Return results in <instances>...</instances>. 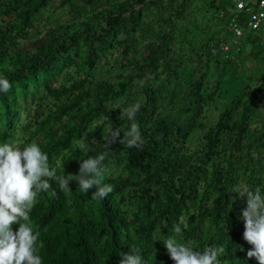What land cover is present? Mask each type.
Returning <instances> with one entry per match:
<instances>
[{"label":"trees","instance_id":"1","mask_svg":"<svg viewBox=\"0 0 264 264\" xmlns=\"http://www.w3.org/2000/svg\"><path fill=\"white\" fill-rule=\"evenodd\" d=\"M194 1L0 0V75L12 85L0 92V145L35 142L58 175L107 152L102 183L114 189L92 199L95 188L85 195L72 181L64 192L50 181L36 194L28 214L42 264H119L133 249L147 264H175L162 240L181 216V243L222 246L217 264H258L244 251L247 199L229 191L264 194V75L207 122L217 100L211 65L239 63L212 54V36L189 54L190 30L177 21ZM137 103L145 142L127 148L119 140L131 121L118 117ZM110 128L121 134L106 148ZM81 140L88 151L73 143Z\"/></svg>","mask_w":264,"mask_h":264},{"label":"clouds","instance_id":"2","mask_svg":"<svg viewBox=\"0 0 264 264\" xmlns=\"http://www.w3.org/2000/svg\"><path fill=\"white\" fill-rule=\"evenodd\" d=\"M143 84V81H141ZM12 85L7 77L0 75V92L7 93ZM140 105L133 104L122 108L118 119L127 118L131 121L129 128L123 132L119 142L127 148L142 147L144 139L137 123L136 115ZM121 129L110 128L106 138V148L117 142ZM78 143L81 151H88L84 141ZM108 153L88 156L80 160L77 174L58 175L55 167L49 164V157L35 143L17 148L9 143L0 145V264H42L39 255V232L34 231L29 218V209L34 198L41 190L47 191L54 181L61 191H72L70 182L78 184L77 191L87 194L92 192V199H104L113 192L111 184H103L102 162ZM46 178V179H42ZM230 193H237L240 198L246 197L247 207L241 210L240 219L244 221V239L252 245L247 251L248 259L256 258L258 264H264V194L260 187L252 189L246 185L233 186ZM233 202L236 197H233ZM180 223L173 224V234L163 239L170 259L175 264H217L218 256L224 253L222 246L206 247L203 251L194 250L191 246L181 243L177 234L182 232ZM18 225V230H13ZM243 251V248H240ZM119 264H147L139 254V249L121 253Z\"/></svg>","mask_w":264,"mask_h":264},{"label":"rangeland","instance_id":"3","mask_svg":"<svg viewBox=\"0 0 264 264\" xmlns=\"http://www.w3.org/2000/svg\"><path fill=\"white\" fill-rule=\"evenodd\" d=\"M210 0H195L191 3V6L187 8L186 17L177 21L178 25L188 27L190 30V38L192 39L193 47L187 46L189 54L195 53V51L204 50V45L209 41L210 37L214 34L215 26L212 24L211 10L208 9V3ZM218 1V0H215ZM185 46V47H186ZM252 45H249L241 61L238 65L228 66L227 70L225 63L212 64L210 67V82L213 88L217 86V100L208 108L209 118L208 123H213L219 111L224 108L229 99L235 94L243 90L247 83H257L261 81L264 75V54L255 55ZM196 49V50H195ZM190 56V55H189ZM188 58V57H187ZM197 134L192 138L190 146H194L197 140ZM252 245L249 243L246 245L244 251L252 249Z\"/></svg>","mask_w":264,"mask_h":264},{"label":"built area","instance_id":"4","mask_svg":"<svg viewBox=\"0 0 264 264\" xmlns=\"http://www.w3.org/2000/svg\"><path fill=\"white\" fill-rule=\"evenodd\" d=\"M210 18L215 26L212 54L239 63L251 45L249 37L264 49V0H218Z\"/></svg>","mask_w":264,"mask_h":264}]
</instances>
